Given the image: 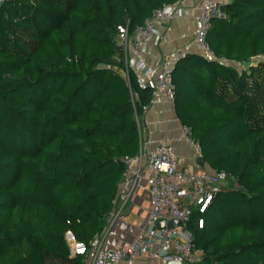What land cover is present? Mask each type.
<instances>
[{"label": "trees", "instance_id": "1", "mask_svg": "<svg viewBox=\"0 0 264 264\" xmlns=\"http://www.w3.org/2000/svg\"><path fill=\"white\" fill-rule=\"evenodd\" d=\"M180 1H0V264H85L65 234L91 247L104 231L155 95L119 27ZM222 9L208 34L217 59L189 53L172 73L178 119L228 175L184 227L198 264H264V0Z\"/></svg>", "mask_w": 264, "mask_h": 264}, {"label": "built area", "instance_id": "2", "mask_svg": "<svg viewBox=\"0 0 264 264\" xmlns=\"http://www.w3.org/2000/svg\"><path fill=\"white\" fill-rule=\"evenodd\" d=\"M231 1L204 0L196 18L199 28L193 36L189 49L176 51L173 57L164 61L157 69L148 66L144 61V46L153 35L158 33L157 24L160 21L169 19L181 11L174 5H164L155 9L141 25L135 27L132 33L127 27H119V44L127 55L129 69H133L137 74L142 73L138 78L139 86L143 89H153L168 101L174 102L176 86L172 73L176 63L193 52L207 59H217L209 45L208 34L212 29L213 21L225 16L222 6ZM130 55L136 59L135 64L130 63ZM146 108L147 106L144 107ZM182 132L201 154L200 145L194 140L191 127L182 126ZM133 159L128 156L122 158L126 165V174L131 175L132 178L130 188L121 196L123 201L131 199L137 188L138 173L134 170ZM151 167V204L143 232L127 247L119 250L104 249L95 243L90 247L74 240L70 247L72 255H85V262L87 257L92 255L91 264H119L121 261L142 257L159 260L164 264L170 261L198 264L201 261V251L193 250V237L184 225L194 210L204 213L217 191L228 186L227 173L215 170L195 171L181 167L176 148L166 139L156 146ZM172 219H178L180 226L174 229L157 226L160 220ZM203 224V219H200L199 227L202 228Z\"/></svg>", "mask_w": 264, "mask_h": 264}, {"label": "crops", "instance_id": "3", "mask_svg": "<svg viewBox=\"0 0 264 264\" xmlns=\"http://www.w3.org/2000/svg\"><path fill=\"white\" fill-rule=\"evenodd\" d=\"M203 1L181 0L174 4L181 13L157 24L158 33L153 35L144 46L143 57L148 66L157 69L164 61L173 57L176 51L189 49L193 36L199 28L196 18L201 11ZM129 61L131 64L136 63V59L132 55H130ZM141 75L142 73L139 72L138 76ZM138 120L140 150L133 157V167L138 173L137 188L131 199L128 201L121 199L132 182L131 175L125 174L119 185L114 211L107 220L104 231L93 242L101 245L104 249H123L143 232L151 204L152 155L160 141L166 139L176 148L181 167L195 171H214L206 163L204 166L198 164L201 154L183 134V125L177 117L174 102L168 101L155 91L152 103L144 109V113ZM67 236L70 239L68 243L71 247L75 239L71 238L68 233ZM91 262L92 255H89L85 264H91ZM119 264L164 263L142 257L121 261Z\"/></svg>", "mask_w": 264, "mask_h": 264}, {"label": "water", "instance_id": "4", "mask_svg": "<svg viewBox=\"0 0 264 264\" xmlns=\"http://www.w3.org/2000/svg\"><path fill=\"white\" fill-rule=\"evenodd\" d=\"M251 63L250 62H246L244 64L245 67L249 66ZM198 164L201 165V166H204L205 165V160L203 157H200L199 160H198ZM157 226L159 228H163V227H167L169 229H174V228H177L180 226V222L178 221V219H172V220H169V221H166V220H160L157 224ZM69 236L71 238H73V235L71 232H68ZM167 264H182L180 261H170L169 263Z\"/></svg>", "mask_w": 264, "mask_h": 264}, {"label": "rangeland", "instance_id": "5", "mask_svg": "<svg viewBox=\"0 0 264 264\" xmlns=\"http://www.w3.org/2000/svg\"><path fill=\"white\" fill-rule=\"evenodd\" d=\"M242 67L241 66H239V69H241ZM224 186L226 187V185L224 184ZM65 239H66V241H70V239H68V236H67V234H65Z\"/></svg>", "mask_w": 264, "mask_h": 264}]
</instances>
